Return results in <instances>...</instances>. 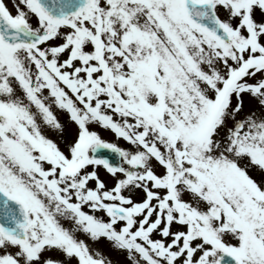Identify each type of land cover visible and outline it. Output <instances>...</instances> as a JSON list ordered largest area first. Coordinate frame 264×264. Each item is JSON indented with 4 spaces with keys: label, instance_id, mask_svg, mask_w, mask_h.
<instances>
[{
    "label": "snow or ice",
    "instance_id": "1",
    "mask_svg": "<svg viewBox=\"0 0 264 264\" xmlns=\"http://www.w3.org/2000/svg\"><path fill=\"white\" fill-rule=\"evenodd\" d=\"M0 264H264V0H0Z\"/></svg>",
    "mask_w": 264,
    "mask_h": 264
}]
</instances>
